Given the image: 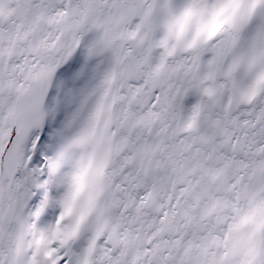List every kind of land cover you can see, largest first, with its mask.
<instances>
[{"label": "snow or ice", "instance_id": "obj_1", "mask_svg": "<svg viewBox=\"0 0 264 264\" xmlns=\"http://www.w3.org/2000/svg\"><path fill=\"white\" fill-rule=\"evenodd\" d=\"M0 264H264V0H0Z\"/></svg>", "mask_w": 264, "mask_h": 264}]
</instances>
